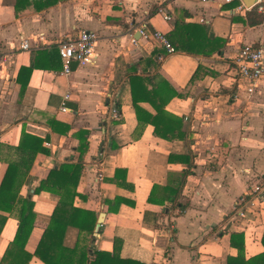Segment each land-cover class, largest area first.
Instances as JSON below:
<instances>
[{
    "label": "crops",
    "instance_id": "0c3cea01",
    "mask_svg": "<svg viewBox=\"0 0 264 264\" xmlns=\"http://www.w3.org/2000/svg\"><path fill=\"white\" fill-rule=\"evenodd\" d=\"M12 2L0 0V180L7 162L19 158L15 147L22 131L43 139L17 196L33 201V227L23 247L31 256L27 264H43L34 250L58 199L34 189L54 166L79 162L81 130L87 131V149L73 204L95 212L96 221L104 214L97 249L110 251L116 237L122 258L147 264H225L227 255L237 253L230 234L239 233L246 258L262 252L264 75L247 94L232 58L242 44L264 41V21L249 25V11L234 10L236 1L61 0L18 14ZM142 25L163 32L180 49L166 53L157 40L139 33ZM187 25L203 27L215 50L188 52L199 47L183 42ZM80 28L98 35L93 63L68 74L60 67L18 75L33 52L57 49L58 41ZM20 36L29 50L18 48ZM132 75L155 76L175 90L164 109L182 118L183 138L158 137L151 124L137 121ZM114 105L116 118L110 115ZM138 105L148 114L156 112L149 101ZM166 186L178 187L176 200L167 197ZM0 212L6 216L1 259L18 220L15 205ZM82 235L69 227L65 243L72 246Z\"/></svg>",
    "mask_w": 264,
    "mask_h": 264
},
{
    "label": "trees",
    "instance_id": "16d2710c",
    "mask_svg": "<svg viewBox=\"0 0 264 264\" xmlns=\"http://www.w3.org/2000/svg\"><path fill=\"white\" fill-rule=\"evenodd\" d=\"M59 1L61 0H13L12 5L15 14H18L27 9L40 11ZM246 19L249 25H256L264 21V16L253 8L247 12ZM185 30L186 38L183 42L199 47L197 50H189L188 52L210 54L215 50L214 39L207 36L203 27L187 25L184 27ZM175 48L180 49L178 46H175ZM60 67L61 63L57 49L52 46L50 50L39 49L35 53L33 52L29 65L21 66L18 75L25 73L28 76L34 68L59 70ZM200 69L199 66L194 72L191 81L199 75ZM156 78L155 76L143 77L138 75L129 77L131 100L137 121L151 124L153 126V134L158 137L167 140L183 138L182 118L164 109L167 101L177 93L166 81L163 79L156 81ZM24 86L25 82H21V92ZM143 100L150 102L156 111L154 114L146 113L138 105V102ZM51 126L54 130H58L56 123H51ZM66 131L67 129H64L63 133ZM86 134V130H81L77 133L79 138L77 147L79 162L74 164L63 162L54 166L48 171L46 178L41 180L34 189L35 192L45 190L58 195L49 222L36 245L34 255L43 264H147L134 259L120 257L121 240L116 237L113 238V245L110 251L97 249L94 246L96 237L93 235L96 213L73 204L75 196H79L76 186L82 168L81 159L87 149ZM42 143V138L22 131L18 145L15 147L19 158L16 161L7 162L0 180V211L10 212L15 205L18 220L13 239L3 252L0 264H27L31 257L29 253L23 251V247L33 227V201L30 197L17 198V196L19 186L27 175L35 154L38 150L43 149L41 147ZM116 174H118L117 170L115 171V176ZM185 174L186 172H184ZM154 187L153 185L150 196L154 195ZM163 190L169 192L167 197L170 200H176L177 186H166ZM120 199L117 198L116 200L120 201ZM177 206L182 210L185 208V206L178 203ZM5 220L6 216L0 212V231ZM69 227H74L79 234H84L81 238L78 237L72 246L65 243V235ZM261 244L263 246L262 252L246 258L242 235L231 233L230 245L236 248L237 253L236 255H227L225 264H264V231L261 237Z\"/></svg>",
    "mask_w": 264,
    "mask_h": 264
},
{
    "label": "built area",
    "instance_id": "2783aa9c",
    "mask_svg": "<svg viewBox=\"0 0 264 264\" xmlns=\"http://www.w3.org/2000/svg\"><path fill=\"white\" fill-rule=\"evenodd\" d=\"M166 1V0H165ZM200 2H218L221 4L232 3L236 1L234 10L250 11L253 8L256 12L264 16V0H251L246 4L243 0H198ZM163 18L168 19L167 12L163 11ZM139 33L143 36H150L157 40L164 47L166 53H172L174 47L166 38L165 34L159 30L149 31L145 25L139 28ZM98 35L94 30L80 28L75 33L66 35L63 39L57 42V52L61 60V72L68 74L71 72V63L76 62L77 65H87L94 62L96 57V44ZM18 48L21 50H29L30 44L26 38L20 36ZM234 71L238 78L244 84V89L247 94L253 92L258 80L264 75V41L257 43L242 44L237 53L232 58ZM67 96H65L66 98ZM62 103L61 108L64 109ZM113 118L118 117L119 113L114 105L110 111ZM259 190L258 184L254 187ZM239 215H243L242 210H239Z\"/></svg>",
    "mask_w": 264,
    "mask_h": 264
},
{
    "label": "water",
    "instance_id": "95a60500",
    "mask_svg": "<svg viewBox=\"0 0 264 264\" xmlns=\"http://www.w3.org/2000/svg\"><path fill=\"white\" fill-rule=\"evenodd\" d=\"M77 65L76 62H72L71 63V69H73L75 66ZM103 216L104 214L103 213H99L98 216H97V221H96V224H95V227H94V230H93V235L96 237L99 233V228H100V225H101V222L103 220Z\"/></svg>",
    "mask_w": 264,
    "mask_h": 264
}]
</instances>
